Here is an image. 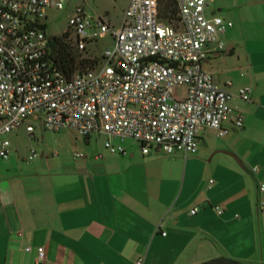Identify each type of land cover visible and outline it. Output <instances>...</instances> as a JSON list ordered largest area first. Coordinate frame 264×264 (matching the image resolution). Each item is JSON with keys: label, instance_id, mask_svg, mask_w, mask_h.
I'll return each mask as SVG.
<instances>
[{"label": "crops", "instance_id": "obj_1", "mask_svg": "<svg viewBox=\"0 0 264 264\" xmlns=\"http://www.w3.org/2000/svg\"><path fill=\"white\" fill-rule=\"evenodd\" d=\"M205 14L232 24L221 50L207 45L202 69L221 87L230 82L242 126L224 123L223 137L202 130L185 158L143 155L130 139L111 140L125 151L111 155L91 146V137L108 140L99 133L83 138L81 158L0 159V264H34L39 246L40 264H264V0H208ZM241 87L251 89L247 102L236 97Z\"/></svg>", "mask_w": 264, "mask_h": 264}, {"label": "built area", "instance_id": "obj_2", "mask_svg": "<svg viewBox=\"0 0 264 264\" xmlns=\"http://www.w3.org/2000/svg\"><path fill=\"white\" fill-rule=\"evenodd\" d=\"M63 2L0 0L1 160L10 152L9 142L2 137L22 125L31 136V121L53 133L69 129L82 138L105 134L108 140L103 147L111 155L125 154L111 140L130 139L140 145L143 155L154 148L163 155L180 153L184 158L196 154L202 130L212 129L223 137L227 134L224 123L242 126V118L233 116V95L225 89L230 82L221 87L202 69L207 45L221 50L219 37L232 25L206 16L208 0H173L174 24L159 18L164 0H127L116 28L76 6L68 31L49 38L45 13L61 10ZM105 37L112 45L103 49L93 65L69 77L58 68L50 45L53 38H63L72 50L82 53L89 43ZM176 87L184 88L183 98L174 96ZM250 92L249 87H241L236 97L247 102ZM36 157L32 150L26 160ZM257 190L263 195L264 183ZM214 210L222 213L219 207ZM196 212L194 207L189 214ZM258 212L264 216V199L258 202ZM35 252L34 264L42 263L44 247ZM142 263L141 257L134 261Z\"/></svg>", "mask_w": 264, "mask_h": 264}, {"label": "rangeland", "instance_id": "obj_3", "mask_svg": "<svg viewBox=\"0 0 264 264\" xmlns=\"http://www.w3.org/2000/svg\"><path fill=\"white\" fill-rule=\"evenodd\" d=\"M127 0H64L61 10H47L45 23V33L47 37H61L68 31V19L71 17L76 6H82L89 16H101L112 27L116 28L122 18L123 10ZM112 42L109 37L101 38L95 42L89 43L82 53H73L76 59L89 57L98 60L99 55L106 47H111ZM176 98L181 99L184 96V88L176 87L173 89ZM34 125V137L31 139L25 132L24 126L11 131L2 137L9 142V158L16 160L20 164H32L36 161L33 159L27 161L26 158L33 150L38 155V160H72L73 154L83 152L87 148V144L83 138L76 132L69 129H61L57 132L45 131L39 124L31 121ZM201 132L198 133V136ZM91 137V146L103 145L104 138L102 136ZM132 143L129 140L121 142L127 145ZM43 153L42 158L39 157Z\"/></svg>", "mask_w": 264, "mask_h": 264}, {"label": "trees", "instance_id": "obj_4", "mask_svg": "<svg viewBox=\"0 0 264 264\" xmlns=\"http://www.w3.org/2000/svg\"><path fill=\"white\" fill-rule=\"evenodd\" d=\"M159 18L169 24H174L176 22V10L173 0H164L159 10ZM50 45L57 59L58 68L68 77L71 76L75 70L91 66L97 61L96 59H91L86 56L76 59L73 53L79 52L72 50L63 38H53Z\"/></svg>", "mask_w": 264, "mask_h": 264}, {"label": "water", "instance_id": "obj_5", "mask_svg": "<svg viewBox=\"0 0 264 264\" xmlns=\"http://www.w3.org/2000/svg\"><path fill=\"white\" fill-rule=\"evenodd\" d=\"M200 264H241L239 262L229 260L226 258H214L205 262H202Z\"/></svg>", "mask_w": 264, "mask_h": 264}]
</instances>
